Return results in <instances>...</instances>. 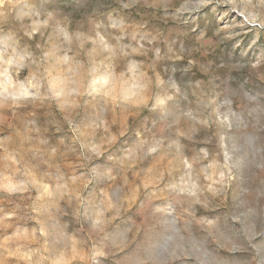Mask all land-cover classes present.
I'll use <instances>...</instances> for the list:
<instances>
[{"label": "rangeland", "instance_id": "rangeland-1", "mask_svg": "<svg viewBox=\"0 0 264 264\" xmlns=\"http://www.w3.org/2000/svg\"><path fill=\"white\" fill-rule=\"evenodd\" d=\"M0 264H264V0H0Z\"/></svg>", "mask_w": 264, "mask_h": 264}]
</instances>
